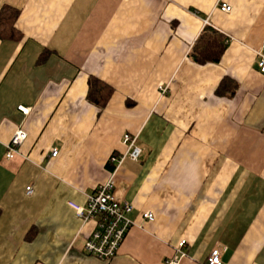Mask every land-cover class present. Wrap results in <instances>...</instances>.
I'll return each instance as SVG.
<instances>
[{"label":"crops","instance_id":"0c3cea01","mask_svg":"<svg viewBox=\"0 0 264 264\" xmlns=\"http://www.w3.org/2000/svg\"><path fill=\"white\" fill-rule=\"evenodd\" d=\"M4 6L19 16L17 39H0V264H166L181 240L179 264H204L215 248L221 264H264V0ZM205 26L227 40L217 63L189 55ZM90 76L113 88L102 110L87 99ZM225 79L232 96L219 93ZM18 128L27 137L8 159ZM125 133L142 149L115 174L131 226L102 260L83 248L95 223L68 201L85 205L107 180Z\"/></svg>","mask_w":264,"mask_h":264},{"label":"built area","instance_id":"2783aa9c","mask_svg":"<svg viewBox=\"0 0 264 264\" xmlns=\"http://www.w3.org/2000/svg\"><path fill=\"white\" fill-rule=\"evenodd\" d=\"M222 11L228 12L231 7L227 4L218 5ZM259 56L258 66L260 71L264 72V54L257 53ZM165 92V88H161ZM18 109L23 113H28V108L21 105ZM27 134L24 130L18 128L6 144L5 157L13 158L20 153V147L24 143ZM136 135L125 133L122 137L123 144L126 145L125 154H116L110 156L109 162L115 163L114 169L110 171L107 180L99 184L94 191L87 196L86 204L79 205L73 201H68V206L73 209L74 213L83 223L92 220L95 223L94 229L84 243V251L92 256L102 260H108L116 254L126 233L131 226V220L126 217V213L132 210V205L127 202H119L114 196L115 174L126 156L131 160L137 161L142 153V149L136 143ZM57 150L52 151L55 156ZM31 186L26 187V194H31ZM143 219L153 220L154 215L150 211L142 214ZM185 240H181L174 248V255L166 260V264H179L181 258L186 253L184 247ZM204 264H221L220 250L215 248L211 251Z\"/></svg>","mask_w":264,"mask_h":264},{"label":"trees","instance_id":"16d2710c","mask_svg":"<svg viewBox=\"0 0 264 264\" xmlns=\"http://www.w3.org/2000/svg\"><path fill=\"white\" fill-rule=\"evenodd\" d=\"M19 16V10L13 7L4 6L0 10V39L18 37L15 22ZM227 46L226 37L211 26H205L196 38L191 51L190 57L199 64L217 63L220 61ZM228 79L222 80L219 86L225 87ZM227 90L230 86L225 87ZM235 88V84H234ZM234 88L227 91L228 96L234 94ZM113 93V88L96 77L90 76L88 79L87 99L95 105L99 110H102L109 101Z\"/></svg>","mask_w":264,"mask_h":264}]
</instances>
